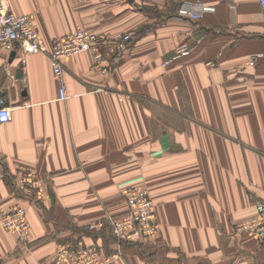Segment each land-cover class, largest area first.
Listing matches in <instances>:
<instances>
[{
    "label": "crops",
    "instance_id": "obj_1",
    "mask_svg": "<svg viewBox=\"0 0 264 264\" xmlns=\"http://www.w3.org/2000/svg\"><path fill=\"white\" fill-rule=\"evenodd\" d=\"M6 1L34 17L47 45L77 29L132 42L108 59L107 76L84 51L63 59L61 80L48 54L0 49V99L12 110L0 124V208L19 202L31 224L27 245L0 225V264H51L60 242L76 240L121 249L111 264H264V240L235 231L264 198V56L246 64L264 55L259 1ZM185 1L213 10L194 21L179 15ZM22 165L50 201L17 197ZM136 185L161 232L120 248L110 222ZM94 221L104 226L91 232Z\"/></svg>",
    "mask_w": 264,
    "mask_h": 264
},
{
    "label": "built area",
    "instance_id": "obj_2",
    "mask_svg": "<svg viewBox=\"0 0 264 264\" xmlns=\"http://www.w3.org/2000/svg\"><path fill=\"white\" fill-rule=\"evenodd\" d=\"M264 18V0H258ZM212 8L202 2L185 1L179 10V15L194 21L201 19L206 11ZM132 42L131 33H121L109 37L89 29H77L66 35L52 39L47 45L39 32L38 25L32 15H19L9 9L6 0H0V49L12 52L16 43H20L25 54L45 53L50 57L56 77L61 80L63 74V59L78 55L84 51L91 52L94 67L102 69L104 75L109 74L106 62L116 54L128 50ZM189 51L183 45L177 57ZM262 53L253 54L247 65L254 66L263 57ZM211 64V63H210ZM166 65V64H164ZM98 91H104L99 88ZM65 84L58 89V99H68ZM12 110L4 99H0V124L11 120ZM12 185L19 199H27L35 203L50 201L51 196L44 179L40 178L28 166H20L12 176ZM126 201V211L111 219V230L120 248L127 243H143L156 238L161 232L157 217V206L150 196L149 190L142 186H130L122 190ZM255 214L239 221L235 226L238 234L251 233L264 240V198L255 200ZM0 225L8 232L16 235L19 245L30 242L31 224L27 211L19 202L8 207L0 208ZM104 226L102 221H94L88 225L89 231L99 230ZM122 255L117 249L108 253L105 247L93 244L88 246L83 240L63 241L57 246L51 264H111Z\"/></svg>",
    "mask_w": 264,
    "mask_h": 264
},
{
    "label": "water",
    "instance_id": "obj_3",
    "mask_svg": "<svg viewBox=\"0 0 264 264\" xmlns=\"http://www.w3.org/2000/svg\"><path fill=\"white\" fill-rule=\"evenodd\" d=\"M16 56V52H13L11 57L14 58Z\"/></svg>",
    "mask_w": 264,
    "mask_h": 264
}]
</instances>
